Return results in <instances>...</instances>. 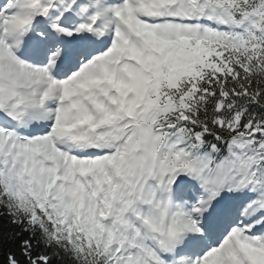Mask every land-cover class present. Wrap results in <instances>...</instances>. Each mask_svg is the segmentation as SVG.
Listing matches in <instances>:
<instances>
[{
    "label": "snow or ice",
    "instance_id": "obj_1",
    "mask_svg": "<svg viewBox=\"0 0 264 264\" xmlns=\"http://www.w3.org/2000/svg\"><path fill=\"white\" fill-rule=\"evenodd\" d=\"M0 264H264V0H0Z\"/></svg>",
    "mask_w": 264,
    "mask_h": 264
}]
</instances>
